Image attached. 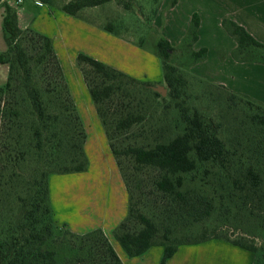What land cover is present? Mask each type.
Listing matches in <instances>:
<instances>
[{"label":"trees","instance_id":"1","mask_svg":"<svg viewBox=\"0 0 264 264\" xmlns=\"http://www.w3.org/2000/svg\"><path fill=\"white\" fill-rule=\"evenodd\" d=\"M42 1L53 4L51 0ZM109 1L70 0L61 9L80 16L81 10ZM175 3L176 0H172L171 6ZM5 6L3 31L8 48L0 52V61L9 63L10 74L6 84L0 86V96L14 91L16 83H21L33 116L29 148L36 149L40 156L47 152L48 161L37 168L41 176L32 179L34 190L28 198L22 199L19 212L6 217L0 226V264H68V253L73 249L66 250L57 241L58 232L62 230L76 237H91L102 230L76 233L65 225H59L50 202L49 180L50 175L55 173L88 169L89 158L85 148L87 132L53 39L32 28L22 29L16 7L8 3ZM223 24L238 42L235 52L238 59L264 62L263 43L233 20L224 19ZM199 26L200 16L195 12L182 42L193 58L189 66L207 57V48L197 51L192 48L198 39ZM105 29L112 30L109 26H105ZM25 41L32 47L34 43H39L41 52L30 54ZM175 49L164 36L155 43L154 50L161 59L168 88L165 96L154 90L150 82L131 77L87 54L77 56V63L87 79L91 98L116 156L122 150L113 143V136L130 130L145 119L142 114L127 112L124 116H118L105 110L111 96L120 88L116 81L122 78L150 90L156 97L173 100L184 125L183 131L174 137L154 144L128 145L124 150L135 169L149 167L160 172L155 186L170 198L160 215L164 217L168 212L172 213L174 220L162 227L157 214L146 212L139 205L131 177L122 174L129 196L128 212L114 229L115 238L129 256L141 255L153 245L163 246L160 264H166L181 244L222 238L252 250L255 254L254 264H264V104L248 95L230 92L195 77L198 83L205 86L199 93L194 89L197 82L193 84L191 77L173 63ZM32 60L35 66L50 61L54 64L52 84L38 85ZM90 75H93L92 80L88 79ZM192 89L198 93L196 96ZM216 91L226 94L228 106L237 104L243 107L248 124L245 121L242 124L255 132L246 134L242 124H239L235 129L241 136L233 141L226 137L220 125L214 124L191 103L193 98L213 99ZM51 104H57L60 111H52ZM7 111L6 114L17 118L22 114L18 107ZM63 121L67 127L63 128ZM114 129L117 132L112 131ZM53 165L58 170L54 171ZM237 217L241 225L248 223L253 230L245 231L246 235L235 240L218 233L220 222L232 223L230 220L236 221ZM259 233H263V242L256 245L252 237ZM107 247L112 259L117 264H123L114 247L111 244ZM86 257V261H94L91 256Z\"/></svg>","mask_w":264,"mask_h":264},{"label":"crops","instance_id":"2","mask_svg":"<svg viewBox=\"0 0 264 264\" xmlns=\"http://www.w3.org/2000/svg\"><path fill=\"white\" fill-rule=\"evenodd\" d=\"M5 3L16 7L22 29L32 28L53 39L86 125L88 169L50 175L54 218L59 225L76 233L95 229L114 232L127 215L128 190L89 88L77 68V56L87 54L131 77L156 82L152 83L153 86H165L161 59L151 47L117 37L105 30V26L68 14L42 0H0V52L8 48L3 31ZM195 12L200 16V26L192 48L195 51L207 48V57L193 63L189 72L194 71V77L204 82L248 95L264 104V62L238 59L235 56L238 42L223 24L224 19L233 20L264 44V0H176L173 6L160 8L155 17L162 19V23L168 19V24L164 21L163 25L170 30H165L164 37L175 48L182 45ZM9 74V63L0 61V86L6 84ZM115 241L126 264L161 263L164 254L161 245H153L141 255L129 256ZM254 261L252 250L230 240L211 238L181 244L166 264H254Z\"/></svg>","mask_w":264,"mask_h":264},{"label":"rangeland","instance_id":"3","mask_svg":"<svg viewBox=\"0 0 264 264\" xmlns=\"http://www.w3.org/2000/svg\"><path fill=\"white\" fill-rule=\"evenodd\" d=\"M51 1L53 5L61 8L70 0ZM171 1L111 0L95 9L85 8L81 10L80 16L92 20L101 26H109L112 30L107 31L117 37L124 40L131 39L138 45L143 44V47L148 46L155 49L157 39L166 35L165 30H170L166 25H163L164 21L168 22V19L166 18L162 23V19H158L155 15L160 8L170 7ZM173 16L176 17V15ZM93 24L96 25L95 23ZM24 43L30 54L41 52L38 49L39 43H34V47L30 46L27 41ZM192 60L193 58L189 54L188 49L183 45H180L173 52V63L181 67V71L185 75H189L191 77L190 80L194 84L197 82L193 75L194 71L189 72L188 70ZM76 65L82 72L87 84L82 68L77 62ZM32 66L39 86H45L48 82L52 84L54 80V64L51 61L35 66V61L32 60ZM88 79L92 80L93 75H90ZM98 79L100 80L101 78L98 77ZM19 80L21 81V78ZM116 83L120 85V88L109 99V107L106 105L105 109L107 113L118 116L123 114L124 116L127 112H133L144 115L145 119L142 123L134 125L130 130L118 134L114 133L115 136H113L112 141L122 152L116 156L111 146L112 153L121 174L131 177V183L136 190V198L139 201V205L146 212L157 214L159 216L158 220L163 227V224H170L174 219L171 217L172 213L169 212L167 216L161 217L160 215L168 199H170L155 186L160 172L149 167L141 170L135 169L131 158L125 154L124 150L128 145L154 144L157 141L174 137L183 131L184 125L180 119L178 109L169 97L165 100L161 97H156L150 90L134 85V83L125 78L116 81ZM194 85V89L199 91V93L202 92L201 89L205 88L202 83L197 82ZM165 86L167 87L166 83ZM194 89L192 90L196 96L198 93ZM25 95V90L21 83L18 82L14 91L6 92L0 96V226L6 217L8 218L13 213L19 212L22 199L28 198L29 194L34 190L32 179L36 176L37 178L41 176V172L37 168L48 161L47 152L40 156L36 149L29 148L32 143L33 116ZM225 97V93L216 91L213 99H208L207 97L193 98L191 103L198 107L214 124L220 125L227 138L237 141L241 135L239 131L236 132L235 127L242 124V121L247 123L246 111L237 104L228 106ZM15 107L20 108L22 111L21 116L18 118L14 115L6 114L8 112L7 109ZM50 107L54 112L60 111L57 104H51ZM62 125L63 128L67 127L64 121ZM242 127L246 134L255 132L251 127L247 128L243 124ZM112 131L117 132L116 129ZM109 144L111 145L110 141ZM53 170H58V167L53 165ZM230 221L232 223L220 222L221 225L218 228L220 235L228 236L235 240L240 239L242 235H246L245 231L253 230V227L248 223L241 225L238 217L236 221L234 219ZM252 238L256 245H259L263 242V233L254 234ZM115 240L114 232L106 233L103 230L101 233L91 237H76L61 230V232H58L57 239L66 250L72 248L73 252H75L70 251L68 253V264H77V262H80V264H117L109 254L108 244L114 247L123 264H126L117 249ZM86 256H91L94 261H86Z\"/></svg>","mask_w":264,"mask_h":264},{"label":"water","instance_id":"4","mask_svg":"<svg viewBox=\"0 0 264 264\" xmlns=\"http://www.w3.org/2000/svg\"><path fill=\"white\" fill-rule=\"evenodd\" d=\"M153 89L160 92L163 96L167 95V92H168V88L162 84L154 85Z\"/></svg>","mask_w":264,"mask_h":264},{"label":"built area","instance_id":"5","mask_svg":"<svg viewBox=\"0 0 264 264\" xmlns=\"http://www.w3.org/2000/svg\"><path fill=\"white\" fill-rule=\"evenodd\" d=\"M18 2H22V0H18Z\"/></svg>","mask_w":264,"mask_h":264}]
</instances>
